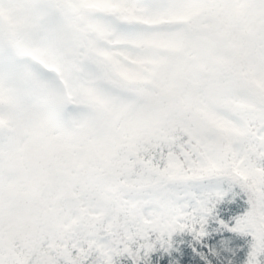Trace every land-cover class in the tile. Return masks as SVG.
Listing matches in <instances>:
<instances>
[{"label": "snow or ice", "instance_id": "6c2138e0", "mask_svg": "<svg viewBox=\"0 0 264 264\" xmlns=\"http://www.w3.org/2000/svg\"><path fill=\"white\" fill-rule=\"evenodd\" d=\"M0 264H264V0H0Z\"/></svg>", "mask_w": 264, "mask_h": 264}]
</instances>
